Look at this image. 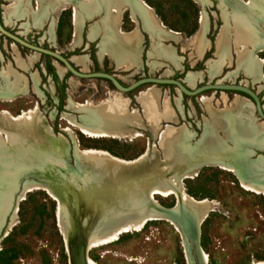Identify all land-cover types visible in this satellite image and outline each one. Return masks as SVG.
I'll use <instances>...</instances> for the list:
<instances>
[{"label": "rangeland", "instance_id": "obj_1", "mask_svg": "<svg viewBox=\"0 0 264 264\" xmlns=\"http://www.w3.org/2000/svg\"><path fill=\"white\" fill-rule=\"evenodd\" d=\"M54 1L44 0L41 5L38 0H21V5L29 4L30 9L37 8L34 13L38 12L39 15L40 9L51 7L50 4ZM79 1L80 5L84 3ZM201 1L204 3L199 0H142L154 16V30L161 32L166 39L161 41L160 47L171 48L177 57V64L165 58L152 56L156 45L150 52L153 39L141 29L144 41L140 65L134 69L116 67L108 56L100 55V39L89 40L87 36L90 25L98 22L103 14L98 12L84 22L78 42L74 14L75 25H72V3L59 4L58 7L63 8L54 14L53 30L47 24L42 28L26 30L23 28L24 23L28 27L42 25H35L33 21L30 25L24 19L14 21L6 25V28L30 43L56 50L70 60L74 56L82 57L85 60L84 65L74 64L77 68L83 72L104 71L114 74L124 85L146 76L175 78L187 85V75L196 73L199 76L193 86L187 85L190 88L215 81L241 83L255 90L264 106V50L257 49L253 52L249 46H246L248 49L240 45L235 46L232 31L236 23L246 25L247 22L264 45V38L259 28V24L264 26V11L239 5L241 0H231L229 5H227L229 0H218V3L214 0ZM0 2L3 11L4 7L14 3L13 0H0ZM258 5L261 9L264 8L263 3ZM105 14L107 15V10ZM130 15L131 11L127 8L117 20V26L123 32L138 27V22L131 19ZM31 16L33 19L35 14L32 13ZM47 16L48 14L44 19ZM224 28L228 29L229 34L225 51L230 55V59L225 57L220 70L213 75L212 66L220 60L216 54L215 44L220 31ZM156 39L157 44L159 40ZM244 50L249 52L252 50L251 56L260 60L254 75H248L243 67H238L240 60L246 59L248 54L243 53L237 61V53ZM18 58L22 60L24 68L17 62ZM56 63L52 58L32 52L0 35V85L4 83L1 72L7 65L24 76L27 82L25 93L16 95L13 101L0 100V123L14 125L4 113L18 117L38 113L44 119L42 123L50 128L54 137L65 140V146L68 147L67 161L70 166H74L73 151L76 148L100 152L122 161H135L137 160L135 158L145 155L153 147L156 149L153 155L155 164L153 167L149 166L151 161L146 159L138 161V164L147 165L148 168L142 173L137 172L139 175L135 173L137 175L132 174L127 177L125 183L109 186L108 196L105 199L97 198L94 206L89 209L93 215L101 214L96 224L97 232L89 236L87 243L89 248L87 256L91 264H187L181 236L174 226L168 221L156 220L157 218L142 223L141 217L139 221L136 220L137 216L126 217L121 209H131L133 206L129 205L124 196L133 185L143 183L145 190H148L154 184L147 181L151 173L156 172V181L159 179L165 181L163 183L165 188L173 183L174 171L167 165L166 169H162L159 159L160 156L161 160L164 159L163 151L158 145L161 132L166 129L171 132L183 126L186 131L184 146L195 149L202 140L205 126L209 123V114L204 102H208L215 110H226L234 109L238 102L243 99L248 100L247 97L227 91H206L189 97L181 95L176 88L167 85H144L129 93H119L104 79H81L71 75L64 67L60 72ZM19 86L24 87V82L21 81ZM145 90L147 91L143 92ZM150 92L158 94L161 106L166 101L169 102L175 115V120L160 121L155 133L149 128L147 119L141 113V107L137 102L140 93L139 101ZM164 95H167L168 99ZM177 99L180 101L181 111L176 106ZM79 104L91 107L105 104L110 111L122 110L127 115L131 109H136L142 114L146 127L141 125L135 130L137 124L132 125L131 130L119 135L89 134L83 129L84 121L87 119L82 118L86 112L81 110ZM78 110L82 111L81 116ZM139 114L132 117L137 123L141 121ZM236 118L240 125L256 131L257 126L262 123L256 117L253 107H246ZM135 131L139 132V135H136ZM213 132L216 138L224 140L226 145L232 144L226 139L223 126ZM249 135L252 136L251 133ZM240 137L246 144L249 142L250 137L242 131ZM241 144L238 142L235 147L240 148ZM245 147L251 151L255 146ZM183 150L181 145L175 148L176 154L179 155H183ZM60 154L56 155L58 159ZM251 155L248 158L249 162L258 158H263L262 162H264V152L257 151ZM176 160H179L178 156ZM184 164L180 167V176L185 173L189 176L181 177L177 181L188 198V201H183L186 207L200 217L198 224L207 215L199 226V245L206 254L208 264H264V195L244 189L234 173L218 166H202L196 170L187 168L186 172ZM35 185L40 184L25 183L18 196L16 195V201L13 200L17 189L15 179L9 186L10 189L8 188L4 213L0 219V227L5 221L0 234V264H68L63 233L58 220V201L43 188ZM100 187L99 183L94 185V197ZM149 196H153L155 202L166 208L172 207L175 203V196L166 190H162L159 195ZM110 204L115 206L110 207ZM122 227L127 231L116 236V239H111ZM5 229L7 234L3 236ZM193 258L197 264L194 254Z\"/></svg>", "mask_w": 264, "mask_h": 264}, {"label": "bare ground", "instance_id": "obj_2", "mask_svg": "<svg viewBox=\"0 0 264 264\" xmlns=\"http://www.w3.org/2000/svg\"><path fill=\"white\" fill-rule=\"evenodd\" d=\"M13 1L14 3H12L10 6L4 7V14L7 16L5 18L6 23H8L13 18L18 19L23 18L26 15L29 16L28 8H26L28 4L22 6L21 0ZM43 1L44 0H38L41 5ZM253 2V0H249L246 7L256 8L258 10L264 11V8L261 9L258 4ZM60 3H72L73 5H76V7L80 6V1L78 0H55L53 3L50 4L51 7L49 8L55 10ZM76 7L72 9L76 23V36H78L79 34L78 30L81 18L91 17L92 14L98 13L101 10L108 11V15H106L102 20L105 33L103 34L104 36L101 47L104 51H107L108 53L114 55L120 63H125L127 67H132L137 63V58L140 53L141 42V35L138 30H135L131 33H124L120 31L119 27L117 26L118 18H120L121 13L127 8L131 11V16L134 20H136L135 16H138L143 23L144 29L147 30L155 38H158L159 42L156 44L154 51L151 55L155 57L165 58L166 60L177 64V57L175 56L174 51L168 46H165L163 48L160 47L162 45L161 41H163L165 37L161 32H157L154 30V16L152 15V12L149 7L146 6L142 2V0H91L89 2L88 0H84V3L81 7H79V10H77ZM110 9L113 10V13H110ZM37 13L33 12V14H35V17L32 19V21L35 25H42L44 17L48 14V9L44 7L40 9L39 15ZM245 24L246 25H241L236 23L234 25L232 29L234 36V45H240L245 49H248L246 48V46H249L254 52L255 50L263 47L264 45L255 30L250 27L247 22ZM52 26L53 24L51 23L50 29H52ZM23 28L27 30L29 27L27 24L24 23ZM227 30L225 28L222 29L216 40V54L218 55L220 60L214 66H212L211 72L213 73V75L218 73L220 67L222 66V63L224 62L225 57H228V59H230V55L227 51H225L227 45L226 43L229 39V34ZM98 32V28H93L91 29L90 34L91 36H96ZM50 33L52 34V30H50ZM250 52L246 50L241 51L240 53L236 52L238 54L237 61L240 59L239 57L243 53L248 54L246 59H243V61L240 60V62L238 63V67H243V69L248 73V75H254L259 67L260 60L258 61L257 57L251 56L252 54H250ZM71 60L76 65L80 66L84 65L85 61L84 58L79 56H74L71 58ZM17 62L21 65V67L24 68L23 62L20 58L17 59ZM155 65L156 64H154V66ZM56 66L58 67L60 72L63 71L64 68L62 66L58 65L57 63ZM2 76L5 82L3 86L6 87H4V90L0 92V97L2 99L13 101L15 95L25 93L27 86L25 77L22 76L16 70H14L10 65H7L6 71L4 72V74H2ZM198 76L199 75L196 73H189L186 77L187 85L193 86ZM21 81L24 82V87L22 88H20L19 86ZM179 102V99H177L176 106L181 111L182 108ZM140 103L142 107V113L145 115L147 119V124L149 125V128L153 133L156 132L160 121L175 120L174 111L169 102L166 101L165 104L161 106L158 101V94L155 92H150L148 96L143 99H140ZM204 104L209 114V123L204 128L202 140L198 143V146H196L197 148L189 149L188 147L184 146L185 140L183 139H185L186 137V131L183 126L176 130H172L171 132L167 129L161 132L158 141V145L163 151L162 154L164 155V159L160 161L161 166L162 169H166L167 165L170 170L174 171V181L170 187L165 188L163 186V183L165 181L163 182V180L161 179L156 181V172L155 174L151 173L148 176L147 181H151L152 183L154 182V184H152V186L148 189V195H159L162 190H166L167 192L173 194L175 197L181 198L182 201H188V198L182 192L180 184L177 181V179H180L181 177L186 178L189 176L186 173L180 176V167L184 164V162L186 172L187 168L196 170L204 164H215L218 162L220 164L219 167L221 169L234 173L236 176H238L241 187L248 191L264 195V162H262L261 158L249 162L248 158L252 154V151L245 147L247 145H252L264 149V123H260L257 126L256 131V129L240 125L239 122L237 123L236 120V116L240 115L246 107L252 108L251 102H249V100L243 99L241 102L237 103V106L234 107V109L229 108L226 110H215L211 107L208 102H204ZM78 106L83 112H86L82 118L87 119V121H84L83 129L87 133L92 135H119L124 131H127L129 129L131 130L132 125L137 124V122L132 119L133 116L139 114L136 109H132L131 112H129L127 115L122 110L110 111L107 107L108 105L106 106L105 104H101L97 107H91L90 105L80 104ZM4 115L9 120H11L14 125L8 126L6 124L0 123V219L4 213V208L6 204L5 200L8 194V188L16 177V162H19L21 160L25 162V157L21 154H17L19 153V150H22L25 153H27V150H31L34 152L36 151L39 156L60 163L61 161L56 157V155L62 153V151L66 148L65 140L61 137H54L50 128L44 123H42V120L44 119L38 113L35 112L33 114H25L22 117L12 116L8 113H4ZM221 126H223L224 131L227 135L226 139L231 141V145H226L223 142L224 140L222 141L216 138L213 131L219 130ZM241 131L244 132L247 137H250L249 142L247 144L243 142L240 137ZM136 133V135H139V132ZM250 133L252 136L255 134L253 138L249 135ZM3 135L5 137H2ZM238 142L242 143V146L240 148L235 147V144H238ZM180 145L182 146V149H184L183 155L176 154L175 151V148L179 147ZM155 152L156 149L153 147L149 152H147L145 155H142L135 161H122L108 157L109 155L105 156L103 154H100V152H95L92 150H83V155L94 158V161L101 164V168H104L102 170V174L99 175L101 178H97L96 182H91L89 188L90 190L85 191L86 193L84 194L88 196L92 194L91 199H95L96 197L98 199L104 197L105 199L108 196L110 190L109 186L112 185L114 180L119 179V182H115L114 184H119L123 182L125 183L127 177L131 176L132 174L137 175V172L140 171L142 173L143 170L148 168L147 165L141 163L138 164V161L146 159L152 162L149 166L153 167L155 165L153 159V155ZM177 156L179 157L178 161L176 160ZM228 161H233L236 163V165H230ZM104 177L110 180V185L107 183L106 180H104ZM101 179H103L104 181ZM96 183H99L101 187L99 189V192L97 191V194L94 197V185ZM35 186L43 188L46 192H48L58 201V220L62 233L64 235L63 222L61 217L62 207L59 199L50 189L42 187L41 185ZM144 190L145 184L143 183L130 186L124 196V199L129 203L130 206L133 207L131 209H121L126 217L137 216L136 220L138 221L141 217V219H143L142 223H145L146 220L157 218L148 214L141 213V207L144 204L145 197ZM113 206H115V204H110V207ZM174 227L176 230H178L176 225H174ZM137 229L139 230V228ZM126 231L127 229H123L122 227L121 230L116 231V234L111 239H116V236ZM182 245L186 259L188 261L184 241H182ZM200 257L204 264H208L206 254L202 248H200ZM85 262L86 264H91L87 255H85Z\"/></svg>", "mask_w": 264, "mask_h": 264}, {"label": "water", "instance_id": "obj_3", "mask_svg": "<svg viewBox=\"0 0 264 264\" xmlns=\"http://www.w3.org/2000/svg\"><path fill=\"white\" fill-rule=\"evenodd\" d=\"M214 1L218 3V0ZM230 1L231 0H229L227 5L230 4ZM248 1L249 0H241L239 5L246 6L244 3H247ZM253 1L256 4H262L264 2L263 0ZM202 3H204V1ZM1 15L2 4L0 2L1 36L11 40L13 43L18 44L21 47L29 49L32 52L52 58L75 77L81 79H104L111 83L119 93H129L144 85L173 86L181 95L189 97L200 95L206 91L234 92L247 97L252 104L256 117L264 122V108L260 97L255 90L245 84L215 81L213 83H205L190 88L183 81L175 78L146 76L139 78L128 85H124L114 74L104 71L83 72L81 69L77 68L70 59L66 58L58 51L28 42L20 35L9 31L2 23ZM136 21L141 24V22H139V17H137ZM140 28L143 29L142 26ZM259 28L261 29L262 38H264V26L259 24ZM258 50H264V46ZM77 112H79L80 116L83 114L81 110H78ZM67 150L68 147L66 146L65 150L59 155V159L61 160L60 163L48 158H43L42 156H39L36 151L27 150V153H25L24 151L19 150V153L17 154L24 156L25 162L23 160L16 162L17 172L15 180L17 183V189L13 200L16 201L19 191L27 182L39 183L42 187H46L53 191L59 199L62 207L61 217L64 231V235L62 236L65 243L68 264H86L85 255L88 254L89 250L87 246L88 239L91 234L97 232L96 223L99 220L100 215H93L89 210L94 206V201H96L97 197L91 199L92 194L88 196L84 193H86L85 191L90 190L91 182H96L97 178H101L99 175L102 174L104 168H101V164L95 162L94 158L83 155L82 151L84 149L78 148L73 151L74 166H70L67 161ZM251 151L253 154L257 151L264 152V149L252 147ZM251 156L252 155H250V157ZM139 157L135 159H138ZM159 159L161 161V156ZM228 163L230 165H236L233 161H228ZM208 165L220 166L218 162L215 164H204L202 166ZM237 179L239 181L238 176ZM104 180H106L109 185L111 184L110 180L106 177H104ZM118 180L119 179L114 180L112 185H116L114 183L119 182ZM155 195L156 194H154V196ZM185 204L186 203H184L181 198L175 197V203L172 207H163L153 200V196L148 195V190H145L144 204L141 207V213L157 217L156 220L168 221L173 226L176 225L178 229L176 231L180 234L181 239L186 246L188 257L187 264H196L194 262L193 254L197 259V264H204L200 257L201 247L199 245V226L207 215H205L198 224L200 218L199 215L196 216L192 211H189ZM4 225L5 221L0 227V234ZM5 231L6 229L3 232V236L7 234H5Z\"/></svg>", "mask_w": 264, "mask_h": 264}, {"label": "crops", "instance_id": "obj_4", "mask_svg": "<svg viewBox=\"0 0 264 264\" xmlns=\"http://www.w3.org/2000/svg\"><path fill=\"white\" fill-rule=\"evenodd\" d=\"M82 2H84V0H81ZM89 1H91V0H88V2ZM83 5V3L79 6V7H81ZM28 6V7H27ZM26 6V8H28V13H29V16H25V17H23V18H18V19H16V18H13V19H11L8 23H6V15L4 14V11H3V7H2V23L6 26V25H9V24H11V23H13L14 21H16V20H20V19H24V20H27L28 21V23H30V25H31V19H32V13L34 12V11H36V9H34V8H32L31 7V9H30V7H29V4ZM76 7V5H74L73 6V8L72 9H74ZM79 7H76V9L77 10H79ZM47 8V7H46ZM62 6L61 7H57L55 10H53L52 8H47L48 9V16L42 21V26L41 27H33L32 25L29 27V28H42L45 24H47L48 25V27H50V23L52 22L53 23V26H54V19H53V17H54V14H56L58 11H60V10H62ZM50 9V10H49ZM111 11H110V13H113V10L112 9H110ZM126 10V9H125ZM124 10V11H125ZM123 11V12H124ZM122 12V13H123ZM100 13L101 14H103V16H102V18H100V20L98 21V22H96V23H94V24H91L90 25V27H89V29H88V39L89 40H93V39H100V43H99V48H100V55H106V56H108L111 60H112V62L116 65V67H118V68H124V69H129V68H132V69H134L136 66H139L140 65V58H141V53H142V50H143V41H144V37H143V34H142V32H141V26H142V30H145L144 29V27H143V23H142V21L140 20V18H139V22H141V24L140 23H138V27H136V28H134V29H132L131 31H128V32H124V33H131V32H133L134 30H138V32L140 33V35H141V42H140V53H139V56H138V58H137V63L135 64V65H133L132 67H127V65L125 64V63H120L117 59H116V57L114 56V55H112V54H110V53H108L107 51H104L103 49H102V47H101V45H102V41H103V34L105 33L104 32V27H103V24H102V20H103V18L105 17V13H106V11L104 10H102V11H100ZM96 14H98V13H95V14H92L91 15V17H84V18H81V20H80V22H79V34H78V36H79V38H78V42L80 41V33H81V30H82V26H83V24H84V22L85 21H87V20H89V19H91L93 16H95ZM107 15H108V11H107ZM5 16V17H4ZM130 17H131V15H130ZM138 17V16H137ZM120 18H121V16H120ZM131 19H132V17H131ZM137 19V18H136ZM135 22V21H134ZM137 22V21H136ZM135 22V23H136ZM119 24H120V20H119ZM72 25L74 26V24H73V10H72ZM141 25V26H140ZM28 28V29H29ZM93 28H98L99 29V32H98V34L96 35V36H91V29H93ZM48 30H49V28H48ZM52 30H53V28H52ZM74 31H75V28L73 29ZM119 30H120V28H119ZM121 31V30H120ZM146 31V30H145ZM123 32V31H122ZM148 34H149V36L153 39V42H152V46H151V49H150V52H151V50H152V48L156 45V41H157V39L155 38V37H152L151 36V34L148 32V31H146ZM47 34H48V32H47ZM49 36V35H48ZM50 38V37H49ZM73 38H74V41L77 43V41L75 40V37H74V34H73ZM168 39H171V38H168ZM166 40V39H165ZM173 40V39H172ZM149 56V55H148ZM72 61V60H71ZM73 62V61H72ZM74 63V62H73ZM75 64V63H74ZM76 65V64H75ZM120 66H122V67H120ZM6 68H7V66L3 69V71L1 72V78L3 79V76H2V74H4V72L6 71ZM5 70V71H4ZM33 80V79H32ZM3 82H4V80H3ZM5 84V82L2 84V85H0V92H2L3 90H4V87L5 86H3ZM6 88V87H5ZM151 88H154V87H151ZM151 88H148V89H151ZM147 89V90H148ZM147 90H145V91H143V92H146ZM143 92H141V93H143ZM140 93V94H141ZM140 94L137 96V102L139 103V105H140V107H141V103H140V101H139V96H140ZM18 95V94H17ZM16 96V95H15ZM14 96V97H15ZM164 96H167V95H164ZM163 96V97H164ZM168 97V96H167ZM0 100H2V101H4L1 97H0ZM125 100H127V99H125ZM127 103H128V100H127ZM128 105V104H127ZM132 110V109H131ZM180 111V110H179ZM141 113H142V107H141ZM139 114V116L141 117V121L140 122H138L137 123V125L135 126V130H137L138 129V127L139 126H141V125H144V118H143V116H142V114ZM145 126V125H144ZM146 127V126H145ZM133 133V132H132ZM131 133V134H132ZM130 134V135H131ZM133 135V134H132Z\"/></svg>", "mask_w": 264, "mask_h": 264}]
</instances>
